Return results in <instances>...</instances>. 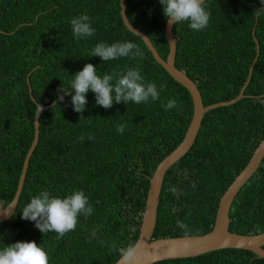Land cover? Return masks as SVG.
Listing matches in <instances>:
<instances>
[{
  "label": "trees",
  "instance_id": "1",
  "mask_svg": "<svg viewBox=\"0 0 264 264\" xmlns=\"http://www.w3.org/2000/svg\"><path fill=\"white\" fill-rule=\"evenodd\" d=\"M205 6L211 16L203 31L191 30L187 22L172 25L174 66L196 85L203 106L238 94L255 56L251 37L255 21L259 54L244 97L204 113L192 145L165 172L152 239L183 237L177 219L188 224L190 236L210 231L220 196L264 139V13L253 16L264 4L205 0ZM85 11L94 21L95 35L77 40L70 21ZM124 11L129 24L165 59L166 19L159 0H124ZM101 41L135 42L144 56L108 62L90 57ZM86 63L96 66L99 75L136 66L145 82L165 87L155 102L119 103L105 109L89 92L83 113L73 110L71 95L44 109L14 212L0 223V249L17 241H35L47 249L50 264H113L120 257L119 249L137 238L148 179L181 142L192 104L187 91L125 29L119 0H0V208L12 200L33 137L36 106L29 98L26 76L32 98L45 106L56 99L60 87L70 90L72 75ZM70 92L74 95V90ZM169 99H175L177 107L166 110ZM121 123L126 124L123 134L116 130ZM172 186L180 190L176 195L169 191ZM45 188L60 197L83 190L93 213L80 216L75 230L62 238L55 232L42 234L21 213L30 198ZM228 231L240 235L264 231V155L231 202ZM154 264H264V258L222 249Z\"/></svg>",
  "mask_w": 264,
  "mask_h": 264
},
{
  "label": "clouds",
  "instance_id": "2",
  "mask_svg": "<svg viewBox=\"0 0 264 264\" xmlns=\"http://www.w3.org/2000/svg\"><path fill=\"white\" fill-rule=\"evenodd\" d=\"M264 4V0H260ZM162 5L163 15L169 25H177L187 22L193 31H203L209 25L211 13L206 9L205 0H159ZM264 13V8L256 9L253 16L259 18ZM94 21L85 13L71 19V29L77 40L90 38L95 35ZM174 38V36H173ZM175 40V38H174ZM90 57H99L108 62L120 58H143L144 53L139 45L131 41H117L111 44L103 41L98 42L90 51ZM70 81V90L60 87L57 90L56 100L64 102L65 95H71V105L77 113H83L88 104L87 94H95L96 104L110 109L114 104L133 102L135 104L157 101L160 91L165 85L161 84L158 89L156 82H145L146 77L141 74L139 67H128L123 71L113 70L98 74V69L92 63H86L82 70L75 73ZM37 114L43 111V106L35 102ZM166 110L177 107L175 99H169ZM125 123L117 126L118 133L123 134ZM85 137L82 135L80 140ZM88 140L92 136L87 137ZM186 175V173H185ZM195 185L193 184V188ZM169 191L176 195L180 190L172 186ZM180 194H183L180 192ZM93 213L89 197L81 189L73 190L66 197L54 196L49 189L45 188L30 198L21 213L24 220L32 221L42 234L55 232L58 238L75 230L80 216L85 218ZM187 219V217L185 218ZM176 226L184 231L187 238L191 235L189 226L184 221L177 219ZM95 236V232H93ZM115 247V246H114ZM144 248L143 243H130L127 247L119 249V264H132L139 258V253ZM0 264H50L47 249L38 245L35 241H17L0 249Z\"/></svg>",
  "mask_w": 264,
  "mask_h": 264
},
{
  "label": "water",
  "instance_id": "3",
  "mask_svg": "<svg viewBox=\"0 0 264 264\" xmlns=\"http://www.w3.org/2000/svg\"><path fill=\"white\" fill-rule=\"evenodd\" d=\"M119 14L125 29L134 36L138 37L151 54L153 60L167 73L170 78L187 91L192 104L191 118L181 142L157 164L151 177L148 179V188L141 214V222L138 228L137 238L135 240V242L143 243L144 248L139 253V258L133 261L132 264H154L164 260L192 258L207 252L222 249L245 250L251 252L257 258H264V231L254 235H240L228 231V212L231 202L239 189L255 173L264 155V139L259 141L246 165L234 177L232 182L220 196L213 225L210 231L202 235L189 236L187 238L183 236L152 239V233L156 221V207L165 172L180 157H182L192 145L204 113L217 107L232 105L244 97L243 91L249 82L253 66L259 54L258 44L254 37L256 21L251 29V37L255 45V56L249 65L246 79L238 94L228 101L203 106L196 85L182 71L178 70L174 66L176 43L172 34V25H169L165 21L163 34L168 51L165 59H162L157 54L148 38L139 30L131 26L127 21L124 11V0H119ZM25 80L29 98L36 106V103L31 96L28 76H26ZM57 102L58 101L56 99L53 100L50 104L43 106V110L52 107ZM37 111L36 106L33 117L32 141L24 156L12 200L3 209L0 208V223L10 218L13 214L22 189L28 160L36 145L38 137V118L41 112L37 114ZM119 262L120 257L113 264H119Z\"/></svg>",
  "mask_w": 264,
  "mask_h": 264
},
{
  "label": "rangeland",
  "instance_id": "4",
  "mask_svg": "<svg viewBox=\"0 0 264 264\" xmlns=\"http://www.w3.org/2000/svg\"><path fill=\"white\" fill-rule=\"evenodd\" d=\"M263 103H260L259 106H262Z\"/></svg>",
  "mask_w": 264,
  "mask_h": 264
}]
</instances>
